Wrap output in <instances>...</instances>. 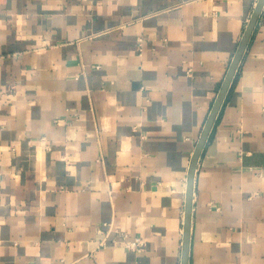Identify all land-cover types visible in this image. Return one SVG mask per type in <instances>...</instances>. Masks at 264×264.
<instances>
[{"label": "crops", "instance_id": "obj_1", "mask_svg": "<svg viewBox=\"0 0 264 264\" xmlns=\"http://www.w3.org/2000/svg\"><path fill=\"white\" fill-rule=\"evenodd\" d=\"M257 1L0 0V264H181ZM189 264H264V7L198 161Z\"/></svg>", "mask_w": 264, "mask_h": 264}, {"label": "water", "instance_id": "obj_2", "mask_svg": "<svg viewBox=\"0 0 264 264\" xmlns=\"http://www.w3.org/2000/svg\"><path fill=\"white\" fill-rule=\"evenodd\" d=\"M264 7V0H258L250 20L248 21L240 43L237 47V50L234 54V57L229 66L228 72L223 80L221 88L218 92V95L213 103L210 114L204 124L203 130L200 134V137L197 141L195 150L193 152L190 166L188 170V179H187V192H186V203H185V217H184V234H183V247H182V262L181 264H189L190 257V238H191V226H192V211H193V198H194V188H195V175L198 165L199 158L204 149L210 131L214 125L220 107L223 103V100L227 94V91L231 85V82L235 76L239 63L242 59L244 51L248 45V42L251 38V35L254 31V28L258 22V19L261 15L262 9Z\"/></svg>", "mask_w": 264, "mask_h": 264}, {"label": "built area", "instance_id": "obj_3", "mask_svg": "<svg viewBox=\"0 0 264 264\" xmlns=\"http://www.w3.org/2000/svg\"><path fill=\"white\" fill-rule=\"evenodd\" d=\"M142 44H143V38L140 37L139 38V48L142 49ZM103 226H107V230L105 231L104 228H99L100 232H105V235H107L111 230H115V232L117 233V236L120 238V241H122V243L130 249H134L137 251H141L145 248L146 246V239L141 237V236H135V237H130V235L121 229L118 228H114L112 226L111 222H103L102 223ZM113 241L115 243L118 242L117 238H114Z\"/></svg>", "mask_w": 264, "mask_h": 264}]
</instances>
